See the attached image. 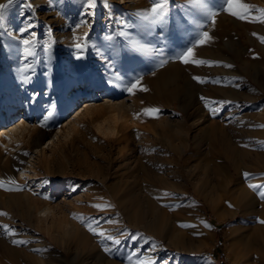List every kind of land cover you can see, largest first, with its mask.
<instances>
[{
	"label": "rangeland",
	"instance_id": "374dc122",
	"mask_svg": "<svg viewBox=\"0 0 264 264\" xmlns=\"http://www.w3.org/2000/svg\"><path fill=\"white\" fill-rule=\"evenodd\" d=\"M36 1L2 2L5 7L0 10V19L9 15L16 20L13 24L12 18H7L14 33L0 39V44L2 40L9 44L4 53L0 47V127L8 124V108L14 112L28 105L31 121L45 129L51 125L56 129L70 121L74 110L83 109L80 104L93 89H109L117 101L134 96L138 105L135 115L144 134L137 135L136 125L128 129L130 135L135 136L131 159L114 162L110 177L123 173L127 165L133 167L140 158L146 161L148 168L160 169L166 186L159 189L146 186L140 201L141 207L146 206L148 200L154 202L163 217L161 234L143 228L152 224L150 214H146L139 226L131 227L127 223L123 227L120 223L121 227L122 211L111 198L108 187L81 169L60 179L42 169L36 183L25 180L15 186L0 178L4 182L0 187V237L10 239L21 252L12 257L0 250V264H57L55 260L59 255L63 256L64 264H104L106 260L98 261L92 256L73 259V251H67L68 243L62 236L73 224L82 229L93 228L92 238L97 240L94 242L98 249L110 251L106 259L120 264H264V197L260 195L264 187H249L264 185V116L255 117L264 111V22H261L264 0H240L251 6L243 20L225 11L227 0H204L203 8L193 7L189 0H167L165 23L158 26H149L138 19L141 12L151 8L152 0H108L105 7L106 0H95L91 13L92 0H40L42 5L35 6ZM118 21H125L126 26L121 27ZM53 23L56 25L52 26ZM57 25L66 31L61 33ZM22 28L28 31L21 33ZM205 31L211 39L198 46L196 41ZM67 34L74 39L68 40ZM25 39L30 41L28 45L22 43ZM137 41L147 51L135 49L133 44ZM236 41L239 44H235ZM69 44H80L81 49ZM92 44H102L101 52L95 53ZM189 47L193 48V59L205 63L181 62L180 55ZM109 48L122 49L118 53L125 51V54L103 58L102 54ZM70 60H75L69 64L70 68H78L83 77H89L91 89L83 87L80 94L72 95V89L67 87L71 78L65 74ZM6 65L8 71L12 66L17 68L19 75L17 72L7 78L1 74ZM172 68L178 73L175 84L164 86L162 95L153 93V82L160 74L174 70ZM36 70L41 75L55 70L63 77L51 78V91L45 94L47 89L43 87L39 91L35 85L21 84L22 78L33 76ZM193 77H200L204 82ZM137 78L140 85L130 94L126 89ZM84 81L82 79L81 83ZM117 81L121 82L120 89L114 87ZM148 91L150 94L145 96ZM153 108L158 109V113H145V109ZM93 116L75 117L77 131L69 138L74 142V149L84 151L85 142L99 143L97 138L102 135L95 130ZM199 121L201 124L192 125ZM212 126L223 130L229 143L237 144L241 151L248 153L249 161L241 164L240 178L235 175L228 184L220 174H214V168L222 164L223 159L210 141L211 136H204V131L209 133ZM179 128L187 133L191 146H196L183 153L178 166V157H174L169 139ZM123 145L122 140L112 146V160ZM24 151L29 154L25 159L28 162L32 150L24 145ZM94 159L90 157L88 162L105 164L99 158L94 163ZM42 163L40 159L36 165L38 170ZM245 173L249 174L247 178ZM37 183L42 187L37 188ZM242 187L254 198L250 207H242ZM49 188L55 191L51 193ZM67 189H71L73 203L65 197ZM12 194L59 205L63 213L46 231V224L36 227L13 212ZM24 208L29 211L28 204H24ZM13 229L15 233L18 231L17 237H11ZM103 231L112 239L94 234ZM115 240L120 243L116 244Z\"/></svg>",
	"mask_w": 264,
	"mask_h": 264
},
{
	"label": "bare ground",
	"instance_id": "6f19581e",
	"mask_svg": "<svg viewBox=\"0 0 264 264\" xmlns=\"http://www.w3.org/2000/svg\"><path fill=\"white\" fill-rule=\"evenodd\" d=\"M111 1H117V0H111ZM130 1H134V0H130ZM2 2L3 0H0V4H2ZM107 3L108 0L105 1L104 7L107 6ZM34 5L40 6L42 4L41 1L38 0L34 3ZM136 5L137 4L135 2V6ZM90 9H91L90 10L91 13L94 10V7H90ZM7 18H12L10 20L12 21V23L15 22L16 20V18L11 17L9 15L2 17L0 19V37H1L0 39H3L4 37L6 38L7 34H9L11 37L14 33L13 26H9L7 24L6 21ZM56 19L57 18L55 16V21ZM53 25L56 24L53 23L52 26ZM56 28H59V31L61 33L66 31L64 27H60L58 25L56 26ZM67 36H70L69 38H67L68 40L74 39L73 37H71L72 35L67 34ZM105 37L106 35H104V38ZM1 43H2L0 44L1 53H4L7 45L9 44H4V40H2ZM235 44H239V42L236 41ZM69 45L74 46L75 48L76 44H69ZM105 45L107 46V44ZM102 47H103L102 44H92L91 49L95 53H100ZM120 51H122V49L116 50L114 48L113 49L109 48V50L102 55L103 58L104 57L108 58V56L112 58V57H116L117 55H122L125 52L123 51L122 53H118ZM74 61L75 60L68 61L67 62L68 67L69 64H71ZM93 64H95V62ZM8 68L9 66L6 65L1 70V74L7 75V78L9 75L18 72V69L15 68L14 66H12L10 71H8ZM65 74L71 78L69 83L67 84V87L72 89V95L74 93L80 94L82 92L83 87L87 89L92 88V86L90 85L91 83L89 77H87L86 74H85L86 76L83 77L81 72H79L78 68L75 67L72 68L71 66V68L69 67L68 69H66ZM160 75L161 76H159V78L152 84L153 93H155L158 96L163 94L162 88L164 86L168 84L170 85L175 84V79L178 73L177 70L174 69V70H169L166 75L165 74L164 75L160 74ZM62 77L63 76H61L58 73V71L55 72V70L54 72L47 70L45 75H41L40 72L36 70L33 72V76L28 77L27 79L22 78L21 84L31 87H34L35 85L39 91L41 87H43L47 89L46 90L47 92L45 94H48L51 91L50 90L51 78L55 79ZM82 79H85L84 83H81ZM8 82L6 83L7 85ZM142 84H145L144 81ZM111 86H113V84ZM121 86H122L121 82H118L114 85L115 88H119V89L121 88ZM177 90L178 89H176L175 96H177ZM91 91L92 92L90 93L88 98L80 104L83 105L82 106L83 109L78 111L74 110L72 112L73 115L70 118V121H68L64 127H58L56 129L53 125H51L48 129H45L41 125L37 124L36 121L35 122L31 121L28 105H25L24 109L21 110L18 109L14 112H10V109L8 108L6 110L7 111L6 121L8 124L2 125L0 127V178H2L5 183L14 181V183H10V184L19 186L25 180H29L30 182L32 181L35 183L38 182V178L42 174L41 173L42 169H44L46 174H50L54 176L55 179L64 178L63 176H66L67 174L73 172L75 169H81L84 174H88V176H92L93 178L98 179L99 182L102 183V185L108 187L111 198H113L114 201H116V203L118 204L119 208L122 211V214L120 215L119 218L120 220L119 225L121 223L123 227H126V224L128 223V225L131 227L139 226L143 218L146 216V214H150L152 217V224L150 226H143V228L150 230L154 233L161 234L160 222L162 221L163 217L158 212L154 202L148 200L146 206L145 205L143 206L146 208L144 210V208L141 207V201H140V199L142 198L140 197V195H142L143 189L146 186H148L149 188L150 185V187L152 186V188L155 189L163 188V186H166V182L163 178V175L159 171L160 169H157L156 167L153 169L148 168L146 161L143 158H140L137 160V163L133 167L127 165L123 173H118L116 171V173L118 174L114 175V177H110L111 174L110 171L114 167L113 164L114 162L117 163L116 161L120 159H124V161L131 159L133 153L131 149V145L134 141L135 136H131L128 129L132 125H136L134 129L136 132H138L137 135H139V133H142L140 134L141 136L144 134L143 130L141 129L142 128L141 122L138 120V117L135 115L136 109L138 108L137 100L134 96L130 95L121 101H117L114 94L111 93V91L106 88L105 89L97 88ZM39 94L41 93L39 92ZM149 94H150L149 91L147 93H144L145 96H148ZM23 98H25V95H23ZM34 99L36 100L38 99V97H35ZM83 114L89 116L94 115L93 119L95 122L94 123L95 130L99 134H101L102 137L98 136L97 138L99 139L100 144L95 142L92 143V141L85 142L83 144L85 146V150L80 151L74 149V142L69 138L77 131L76 130L77 119H75V117L79 118ZM263 116H264V111L258 113L255 117L260 119ZM200 122L201 121L193 122L192 125L193 126L199 125L201 124ZM134 129H130V130L133 131ZM209 133L207 131H204V136L205 137H207L208 135L211 136L210 141L214 144V146H216L218 154L223 159V163L217 165V167L214 168L215 170L214 174L215 173H217V175L220 174L225 180V182L223 181L225 184L226 183L228 184L229 180H232L235 175L240 178L242 172L241 164H244L247 161H249L248 153L241 151V149L237 144L229 143L225 137L223 130L218 131L216 127L212 126ZM122 140L124 141V145L118 148L117 150L118 156L115 158V160H112L111 159V154L113 152L112 146L114 147L115 145H118V143L121 142ZM24 145H28L32 150V155L30 156L28 162H25V159L28 157L29 154L28 152L24 151ZM195 146L196 145L191 146L189 139L187 137V133L182 131L180 128L176 131L175 134H172L169 139V147L174 153V157H178L176 161L178 166L180 165V160L183 153H185L187 150H193ZM46 149L48 151H46ZM72 151H74V154L71 155ZM90 157L95 159L99 158L103 160L105 164L95 165L93 163H89L88 158ZM40 159L43 161V163L42 165H40V170H38L36 165L39 163ZM95 159H94V163H95ZM147 162L150 161L147 160ZM262 166L264 167V163H262ZM109 179L112 182H108ZM36 185L37 188L42 187V184L40 183L39 184L37 183ZM225 187H227V185ZM240 190H241L240 191L241 201H243L242 207L246 208L252 206V204L254 203V198L250 194L249 190H246L244 187H242ZM53 191H55L53 190V188H49V192L52 193ZM55 193L56 195L58 194V192ZM64 194L67 199H70L71 203L74 202L73 200L74 197L73 194L71 193V189L65 190ZM10 202H12V204L15 206L13 212L17 214V216L25 219L26 221L29 222V224L30 223L34 224L36 227H39V225L42 223L46 224L47 225L46 231H48L49 228L51 227L53 220L59 218L62 215L61 213H63L61 206L59 205L54 206L49 203H43L38 199H34L32 197L23 194L21 195L12 194ZM24 204H28L29 211L24 208ZM217 214L221 215V213H217ZM220 215H217V217L221 218ZM11 232H13L12 236L10 235L11 237H13L14 235L16 237L18 236L16 235L18 231L15 233V230L13 229V231ZM3 234L7 236L6 233ZM62 236L65 238V241L68 243L67 251L68 252L73 251L71 256L73 257L74 260L78 259L79 257L92 256L95 257L96 260L98 261L106 260L104 261V264H120L112 260H107L106 259L107 257L105 256L110 251L109 252L105 250L100 251L101 249L99 250L97 247V243L94 242L97 240H93L92 238V232L87 229L80 228L77 224L70 225L69 228H67L62 232ZM3 238L0 237V250L1 252H3L4 255L14 257L21 253L18 250V248H16L17 246L15 245L16 246L15 247L13 243L10 242V239L9 241L8 240L6 241V239ZM19 238H21L20 235ZM174 242L177 243L176 237L174 239ZM103 243L106 244V242ZM59 256L60 258L55 260L56 263L64 264V262L61 260L64 259L63 256L62 255Z\"/></svg>",
	"mask_w": 264,
	"mask_h": 264
},
{
	"label": "snow or ice",
	"instance_id": "6c2138e0",
	"mask_svg": "<svg viewBox=\"0 0 264 264\" xmlns=\"http://www.w3.org/2000/svg\"><path fill=\"white\" fill-rule=\"evenodd\" d=\"M189 3L196 8H203L204 7V0H189ZM90 7H94L95 6V0H92V2L89 5ZM5 5L4 4H0V10L4 9ZM250 5L245 4V3H241L240 0H227V7L225 9V11H227L230 15L238 18V19H246L247 18V14L248 11L250 9ZM168 4H167V0H152V6L150 9L145 10L143 12H141L138 16V19H140L142 22H145L147 25L149 26H158V25H163L165 23L167 14H168ZM213 16L215 15V13L212 14ZM261 22H264V15H262L261 17ZM118 23L120 24L121 27L126 26V22L125 21H118ZM21 33L28 31V28H22L20 29ZM211 39V37L209 36V34L205 31L201 34V37L196 41V44L199 45H203L205 43H207L209 40ZM262 42H264V38H262ZM22 43L24 45H28L30 43L29 40L25 39L22 41ZM75 47L80 50L81 49V45L80 44H76ZM133 47L135 49L141 50V51H147V49L140 44L138 41L135 42L133 44ZM28 49L25 48V52L28 53ZM194 56V52H193V48L189 47L186 49L185 52H183L179 59L181 60V62H183L184 64H188V63H195V64H203L205 63V61L202 60H195L193 59ZM193 79L199 81V82H204L200 77H193ZM140 85V79L137 78L133 83L130 84L129 87H127V91L132 94L134 92V90L138 89ZM145 90L146 89H142ZM158 109H145V113L146 114H152V113H158ZM245 177H248V173L244 174ZM9 183H14V181H10ZM4 186V182L0 181V187ZM249 187H264V185L261 186H254V185H249ZM6 190H13V189H6ZM260 195L262 197H264V192H261ZM95 207L99 208V205H95ZM5 228H7V226H5ZM90 231H94V229H92L91 227L89 228ZM96 235H99L101 237H104L105 239H112V237L107 236L104 232H99V233H94ZM116 244H119L120 241L119 240H115L114 241ZM14 243H20L23 244L25 243V241H14Z\"/></svg>",
	"mask_w": 264,
	"mask_h": 264
}]
</instances>
